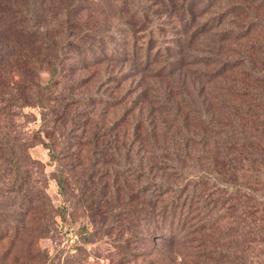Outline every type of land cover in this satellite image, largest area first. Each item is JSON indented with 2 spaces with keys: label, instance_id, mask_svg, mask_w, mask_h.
I'll list each match as a JSON object with an SVG mask.
<instances>
[{
  "label": "trees",
  "instance_id": "trees-1",
  "mask_svg": "<svg viewBox=\"0 0 264 264\" xmlns=\"http://www.w3.org/2000/svg\"><path fill=\"white\" fill-rule=\"evenodd\" d=\"M112 3L101 27L82 15L91 8L87 0H0V240L24 239L27 255L29 234L43 231L47 197L34 176L39 161L27 151L41 142L57 186L76 183V199L91 219L119 207L167 246L191 241L194 232L201 263L264 264V0ZM163 23L178 33L172 44L162 40ZM136 32H143L141 52ZM102 59L130 60L137 72L154 63L161 110L148 108L142 117L146 88L136 81L120 115L97 117V104L113 107L124 98L77 94L81 76L64 71ZM127 74L109 77L119 82ZM23 106L39 109L30 134L12 121ZM138 149L145 155L134 170L171 168L182 182L155 181L154 200H135L121 189L120 166Z\"/></svg>",
  "mask_w": 264,
  "mask_h": 264
},
{
  "label": "rangeland",
  "instance_id": "rangeland-1",
  "mask_svg": "<svg viewBox=\"0 0 264 264\" xmlns=\"http://www.w3.org/2000/svg\"><path fill=\"white\" fill-rule=\"evenodd\" d=\"M87 1L90 2L91 8L84 10L82 15L86 16L88 23L102 27L103 24L110 21L106 12L108 7H114L112 0ZM83 19H80L81 22ZM161 30L163 42L172 44L178 34L177 31L174 32L171 25L167 23L161 25ZM141 35L143 32L135 33V49L139 52L144 45ZM181 45L184 43L182 42ZM66 56L68 57L64 59V64L71 60V54ZM154 66V63H151L147 70L137 72V68L141 67L130 60L113 62L102 59L94 64L86 65L80 70L64 72L65 76H69V78L81 76L84 83L75 89L74 92L77 94L85 95L97 92L103 96H115L117 100L124 98L113 107H106L103 104H97L94 107L93 111H96L97 117L103 114L106 116V120H111L120 115L122 110L130 104L132 97L134 98L137 90L135 89L136 81L138 84L141 82L140 84L146 88V105L142 108V117L148 113V108L151 109L152 114L156 115L161 106L165 104L163 98L157 94V90L153 89L159 81L158 77L152 75L155 72ZM124 71L129 74L124 81L116 82L111 79L112 77H109L110 74ZM48 76L49 73L43 64V71L39 74L40 81L44 82ZM142 82L146 85H143ZM163 83L164 80L162 85ZM104 109H107L105 114L103 113ZM15 112L12 121L16 126H24L29 134L38 128L40 122L38 107L23 106L15 108ZM129 119L130 117L128 121ZM97 121L99 123L100 119ZM43 138L46 140L44 136ZM53 148H57V143L53 144ZM27 151L32 158L39 161V165L35 167L37 172L34 176L43 183L47 197L43 204L44 214L41 216L44 223L43 231L38 230V233L29 234L33 239L27 255L23 250L24 239L15 240L11 245L9 237L2 238L0 240V264H204V261L201 263V259L196 257L193 251L196 243L194 232L189 233L191 241L179 246H167L165 241L156 239L154 235L145 232L144 221L134 217L125 219L124 213L118 212L119 207L109 210V214L102 215L103 218L91 219L82 203L76 199V183H69L64 189L57 186L53 178L55 164L49 157L47 148L41 142H34ZM142 155L144 156L145 153L138 149L133 159L128 160L129 164L123 160L120 166V170L125 172V187L121 189L126 188L127 192L131 190L135 200L142 198H145L146 201L154 200L155 195L152 189L158 180H169L176 184L182 182L183 177L174 179L175 173L173 172L175 171L171 168L153 171L154 168L144 164L140 171L134 170L138 161L143 163ZM142 188H147V191H143ZM109 192L108 196H113L114 191L110 190ZM30 223L34 225L36 221L32 220ZM27 224H29L28 220ZM129 227L130 229H126ZM5 250L8 251L4 252ZM179 251L180 253H178Z\"/></svg>",
  "mask_w": 264,
  "mask_h": 264
}]
</instances>
